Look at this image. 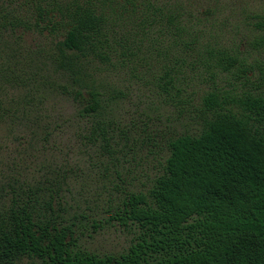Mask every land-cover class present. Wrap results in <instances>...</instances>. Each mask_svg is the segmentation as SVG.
I'll return each instance as SVG.
<instances>
[{"label": "trees", "instance_id": "16d2710c", "mask_svg": "<svg viewBox=\"0 0 264 264\" xmlns=\"http://www.w3.org/2000/svg\"><path fill=\"white\" fill-rule=\"evenodd\" d=\"M181 3L0 0V126L6 86L65 97L85 155L2 195L0 264H264V4L228 1L212 22ZM230 17L247 33L229 36ZM195 82L210 88L197 97ZM134 85L146 105L129 114ZM150 165L147 185L128 182ZM107 226L133 233L127 249L80 245Z\"/></svg>", "mask_w": 264, "mask_h": 264}, {"label": "rangeland", "instance_id": "374dc122", "mask_svg": "<svg viewBox=\"0 0 264 264\" xmlns=\"http://www.w3.org/2000/svg\"><path fill=\"white\" fill-rule=\"evenodd\" d=\"M170 2H182L181 4L191 13L197 15L199 12H203V19H209L215 22L213 19L229 15L227 9H219L220 4H224L228 1H233L238 7H244L254 9L264 4V0H168ZM207 8L217 9L212 14L205 15ZM222 11V12H220ZM220 13V14H218ZM201 17V16H200ZM228 33L229 36L234 34L247 33L248 29L242 27L241 30L235 27L236 18L230 17ZM239 22V21H238ZM234 27V29L232 28ZM23 34L24 39L28 44L38 42V34L33 31H19ZM98 72L102 76H106L111 81L116 82L117 78L105 72L103 66L98 67ZM19 76L26 78L28 73L20 71ZM30 85V83H28ZM32 87V86H31ZM34 87L42 90L41 85H34ZM210 85L202 82H195L193 89L196 92V96L202 94L203 91L209 90ZM30 87H17L12 88L6 86L4 92L1 94L2 99H5V103H9L13 106L12 111L2 121L0 126V199L2 195L10 193L11 189L18 187L20 184H38L44 182L46 179L52 178L53 173L58 166L65 162V159L74 160L76 157L81 158L82 153L78 148L72 145V132L69 124L62 126V120L67 119L71 113V107L68 99L56 94H47L44 96H37V104L43 107V110L39 108L36 102L32 101L33 96L24 99V95L28 92ZM138 95L140 92L137 90V86H133V91L128 99L123 103L124 111L127 110L129 114H133L138 109L145 108L144 103H141ZM144 99V98H143ZM151 101L158 105V100L155 96L150 97ZM22 101L20 106L21 112L16 113L13 110L16 108V103ZM30 102L27 113H23L27 108V103ZM149 102V100H148ZM126 112V111H125ZM166 114H173L178 116L173 107H168ZM187 119L182 120L176 124V128L183 130L185 125L191 126ZM48 133V134H47ZM72 148V150H71ZM138 160V159H137ZM152 166L148 168H136L132 167L131 172L127 177L128 182H132L134 187L140 188L141 183H149L148 175L152 174ZM97 179V177H95ZM116 183H121L116 180ZM92 184L97 183L92 177ZM133 233L121 228L107 226L97 233L92 235H86L80 241V245L92 252L105 254V253H120L128 248L133 238ZM26 264V262L18 263Z\"/></svg>", "mask_w": 264, "mask_h": 264}]
</instances>
